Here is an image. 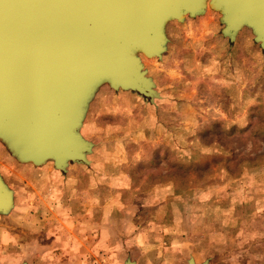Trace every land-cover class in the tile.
I'll return each instance as SVG.
<instances>
[{
	"label": "rangeland",
	"instance_id": "obj_1",
	"mask_svg": "<svg viewBox=\"0 0 264 264\" xmlns=\"http://www.w3.org/2000/svg\"><path fill=\"white\" fill-rule=\"evenodd\" d=\"M221 17L172 21L162 58L138 54L153 102L99 89L89 165L20 163L0 139V264H264V51Z\"/></svg>",
	"mask_w": 264,
	"mask_h": 264
},
{
	"label": "water",
	"instance_id": "obj_2",
	"mask_svg": "<svg viewBox=\"0 0 264 264\" xmlns=\"http://www.w3.org/2000/svg\"><path fill=\"white\" fill-rule=\"evenodd\" d=\"M208 6L231 45L248 28L264 51V0H0V139L20 163L89 165L79 130L99 89L153 102L138 54L162 58L168 23ZM12 197L0 176V214Z\"/></svg>",
	"mask_w": 264,
	"mask_h": 264
},
{
	"label": "crops",
	"instance_id": "obj_3",
	"mask_svg": "<svg viewBox=\"0 0 264 264\" xmlns=\"http://www.w3.org/2000/svg\"><path fill=\"white\" fill-rule=\"evenodd\" d=\"M237 39V38H236ZM262 52V51H261ZM261 54H263V53H261ZM246 66L247 67H249V64H248V62H247V64H246ZM251 71V70H250ZM125 95H130L128 92H127V94H125ZM132 105H133V107H132V109L134 108V107H139V105H140V101L139 100H136V102H132ZM96 181V180H95ZM113 181H118L117 179H114ZM86 192H88V194L90 193L89 191H86ZM91 198H93V196H92V194H90L89 195Z\"/></svg>",
	"mask_w": 264,
	"mask_h": 264
}]
</instances>
